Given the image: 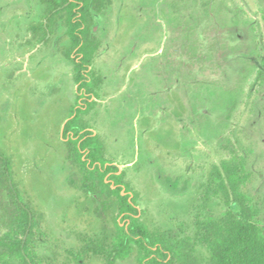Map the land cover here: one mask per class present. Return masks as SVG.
I'll return each instance as SVG.
<instances>
[{"label":"flooded vegetation","instance_id":"obj_1","mask_svg":"<svg viewBox=\"0 0 264 264\" xmlns=\"http://www.w3.org/2000/svg\"><path fill=\"white\" fill-rule=\"evenodd\" d=\"M98 1L96 6H93L90 0H54L53 5L56 8H53L54 6L46 0H0V18L4 17L6 8L13 9L7 20L0 19V42L3 43V51L0 50V124H7L11 98L15 93L11 94L13 86L17 88L22 85L25 77L27 80L33 78L34 75L29 76L27 71L30 68L36 69V66L32 65L35 54L48 53L53 58L66 62L70 70L67 73L69 83L64 85V78L60 76L57 83L47 88L43 86L44 82H40L39 91L55 96L58 100L55 102L73 99L74 105L63 125L60 141L64 163H69L71 170L80 177L77 188L93 203V211L98 217L100 212L106 211L103 209V203L115 199L105 195L100 197L83 190L81 169L73 160L74 148L81 154V159L88 169L99 168L102 173L105 172V185L111 190L119 189L122 197H127L130 203L134 202L136 217L140 222L149 229H155L142 221V213L138 208L139 195L126 180V169L138 171L142 167L143 153L141 166L136 168L140 161L135 163L121 153L111 152V147H118L122 143L119 138L106 136L107 124L112 120L111 115L106 118L107 114H111L107 112L125 108L131 112L127 123L132 124L137 119L145 120L140 126L138 136L141 152L159 144L150 142L149 135L155 130L168 131L174 127L168 133L177 131V142L181 133L185 132L188 116H191L198 131L214 130L217 133L228 121L237 102V92L250 71L248 64H251V60H246L253 56L254 46L245 56L238 55L240 49L245 50L248 46L239 37L237 42H232L230 37L238 33L233 30L237 27L236 21L226 25L219 20L216 8L221 7L217 5L216 0H149L145 4L146 8L139 3L140 7L133 8L128 13H122L121 8H113L116 0ZM17 4L20 9L16 11L13 7ZM213 8L215 9L212 10ZM83 12L90 17V33L85 40L82 36L85 31V25L82 23ZM126 21H131V24L128 26ZM124 29L130 33H124ZM162 33H165V36L162 42H159L158 37ZM176 35L177 38L182 36L179 40H183L187 56L177 57L174 54L172 44ZM75 40L79 42L78 46H74ZM85 41L95 49L89 61H84V56L79 51ZM146 51L150 53L138 56L140 52ZM6 53L10 57L14 56L15 61L10 63L12 58L7 60L4 57ZM110 57L118 62L133 61L131 65L126 66V74L118 85L111 84L107 77L109 71L106 72L104 68L107 58ZM124 64L120 65L121 69ZM214 66L215 70L226 72L239 69L238 84L234 90L197 84L195 77L193 81L187 82L186 74H212L211 68ZM143 68L144 75H138L136 70ZM180 68L184 70L182 79L178 73ZM215 70L213 74L216 73ZM263 76L264 59L257 71V78L262 79ZM124 118L117 116V119H120L118 122ZM170 119L175 125L173 122L165 124ZM91 141L99 149V160L95 162L88 157L93 151L92 145L82 147L83 143ZM160 177L158 173L157 178ZM169 180L173 188H178L180 180L177 177H163L161 182L169 190ZM12 184L16 186L10 158L0 155V187H3L0 189V202L3 198L6 205L10 203V198L4 187ZM186 184L187 181L183 180L181 187L184 189ZM22 201L26 204L23 198ZM114 214H111L112 225ZM121 217L117 218V221L123 226ZM103 226L101 223L100 233ZM36 228L35 218L33 238ZM98 236L94 240L89 239L85 248L78 251L75 260L80 262L79 264L87 256L101 258L84 250L89 243L95 242ZM34 245L36 252L35 241ZM102 261L106 264L103 259Z\"/></svg>","mask_w":264,"mask_h":264},{"label":"rangeland","instance_id":"obj_2","mask_svg":"<svg viewBox=\"0 0 264 264\" xmlns=\"http://www.w3.org/2000/svg\"><path fill=\"white\" fill-rule=\"evenodd\" d=\"M147 1L116 0L113 8H121L122 13H128L140 6L146 8ZM216 3L221 7L216 9L217 17L223 24L229 25L233 20L236 21L237 27L233 30L238 33L232 34V42H237L239 37L248 46L245 50L240 49L238 55L245 56L254 46L253 56L246 60H251V64H248L250 71L240 85L237 102L221 130L217 133L214 130L198 131L191 116H188L185 132L181 133L177 142V131L168 133L174 127L168 131L155 130L149 135L150 142L159 144L141 152L138 136L145 120L127 123L131 112L125 108L107 112L111 114L106 115V118L111 115L112 119L107 124L106 136L119 138L122 143L118 147H111V152L121 153L135 163L140 161L136 168L141 166L143 153V165L138 171L126 169V180L139 195L138 208L142 213V221L151 228L181 231L188 236L194 234L197 219L220 217L227 209L218 197H205L206 185L214 169H221V163L227 161L237 165L238 171L245 174L241 190L252 199L258 212L259 226L264 232V76L262 79L257 78V71L264 59V0H216ZM13 8L20 9L18 4ZM11 11L12 8H6L1 18L7 20ZM126 24L129 26L131 21H126ZM164 36L165 33H162L158 37L159 42ZM181 38L176 35L172 44L177 57L187 56L183 40H179ZM0 50L3 51L1 42ZM144 53L150 51L140 52L138 56ZM4 57L7 60L12 58L10 63L15 61L14 56L10 57L7 53ZM60 60L48 53L33 56L32 65L36 69L30 68L27 73L34 76L29 80L25 77L22 85L11 88V94L15 93L11 98L7 124H0V155L10 158L16 187L34 211L37 228L33 239L37 246L36 256L41 264H79L75 260L78 251L85 248L89 239L94 240L98 236L101 223L109 231L113 228L112 212L107 210L100 212L99 217L95 215L93 203L77 188L79 175L62 158L61 132L74 105L73 99L55 102L58 101L55 96L39 91L40 82H44L43 86L47 88L57 83L60 76L64 78V85L69 83V66ZM132 62L107 58L104 68L106 72L109 71L107 77L112 85L120 84L126 74V66ZM121 64L125 65L122 69ZM144 68L136 70V73L144 75ZM212 68V74H186L187 82L193 81L195 77L197 84L229 91L236 88L239 69L226 72L215 70V66ZM178 73L182 79L184 70L180 68ZM117 116L125 118L118 122L120 119ZM172 122L170 119L165 124ZM158 173L161 175L160 180L157 178ZM163 177L179 178L178 188H173L169 180L168 187L171 188L168 190L161 182ZM183 180L187 181L184 189L181 187ZM231 208L234 209V206ZM4 232L0 228V235ZM196 249L200 263L207 264L206 250L200 246ZM81 264L104 263L101 258L87 256ZM116 264L135 262L126 260Z\"/></svg>","mask_w":264,"mask_h":264},{"label":"trees","instance_id":"obj_3","mask_svg":"<svg viewBox=\"0 0 264 264\" xmlns=\"http://www.w3.org/2000/svg\"><path fill=\"white\" fill-rule=\"evenodd\" d=\"M46 1L54 4V0ZM90 1L93 6L99 2ZM82 23L85 25L82 33L85 40L90 33V17L85 12L82 13ZM85 42L79 51L84 61H89L95 49ZM78 44L75 40L74 46ZM89 144L93 151L88 157L92 162L98 161L99 149L93 141L83 143L82 147ZM72 154L81 169L83 190L100 197L115 198L103 203L104 210L115 213L113 229L109 231L103 226L96 241L89 243L85 252L100 256L106 264L126 260H134L135 264H201L196 249L200 246L208 254L207 264H264V232L259 226L258 212L252 199L241 190L246 176L238 171L237 165L222 162L221 169H214L206 185L205 197H218L227 209L220 217L197 219L194 234L188 236L181 231L149 229L136 217L134 202L130 203L127 197H122L119 189L111 190L104 184L105 172L102 173L99 168L88 169L76 148ZM4 189L8 192L10 203L4 204L3 198L0 202V228L5 230L0 235V264H40L33 239L34 211L29 204L23 203L14 184ZM120 216L123 226L117 221Z\"/></svg>","mask_w":264,"mask_h":264}]
</instances>
